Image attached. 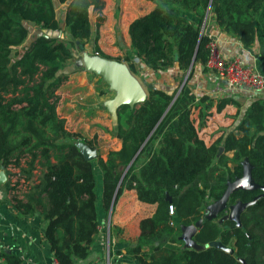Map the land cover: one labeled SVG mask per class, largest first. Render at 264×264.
<instances>
[{"label": "trees", "instance_id": "1", "mask_svg": "<svg viewBox=\"0 0 264 264\" xmlns=\"http://www.w3.org/2000/svg\"><path fill=\"white\" fill-rule=\"evenodd\" d=\"M149 1L155 6L128 25L135 58L154 71L175 67L185 72L192 64L187 80L208 55L209 38L200 34V26L209 5L214 22L237 36L245 47L254 43L260 17L264 28V0ZM66 2L63 23L73 39L69 45L56 36L37 34L28 46L13 52L28 38L30 23L58 32L61 24L55 3ZM90 7L100 13L102 0H0V167L6 174L8 167L19 166L25 154L29 159L21 171L26 179L34 175L36 164L42 167L37 181L16 200L15 207L24 214L38 213L45 221L43 236L57 264L85 259L98 232L93 159L84 158L56 113L54 99L61 79L58 73L72 57V48L81 47L90 38ZM176 9L198 16V23L192 24ZM124 60L136 74L132 59L127 55ZM141 83L146 99L117 110L111 133L120 140V148L109 150L105 159H96L104 210L110 209L119 182L112 210L125 189L134 190L139 201L155 204L152 214L139 221L134 243L124 248L132 260L129 264H242L239 258L247 264H264V197L240 214L239 226L221 220L223 212L216 218L206 216L207 206L221 196L226 183L242 175V162L263 156L256 139L264 134V96H254L242 110L233 97L218 98L216 111L233 104L236 121L207 145L191 118V106L175 107L186 82L175 99L180 83L162 84L145 78ZM148 84L154 87L148 88ZM198 102L204 104L198 114L202 126L213 99L204 95ZM174 112L175 127L164 129L160 142L143 157L148 146L156 143L166 117ZM220 147L223 152L218 155ZM251 173L255 182L264 184L263 164L253 163ZM8 185L6 180L0 189ZM258 193L237 190L229 202L249 201ZM169 204L175 208L174 215L168 212ZM200 218L202 224L194 240L206 247H184L178 238L181 225ZM210 241H220L234 253L207 246ZM0 255L6 264H21V258L13 253L1 251ZM115 264L126 263L116 260Z\"/></svg>", "mask_w": 264, "mask_h": 264}, {"label": "crops", "instance_id": "2", "mask_svg": "<svg viewBox=\"0 0 264 264\" xmlns=\"http://www.w3.org/2000/svg\"><path fill=\"white\" fill-rule=\"evenodd\" d=\"M147 2L148 3H143V5H147L149 7L147 11L139 15H135L134 17L129 19V21L125 22L124 29L126 34L128 35V40H130L128 34L129 23L136 17L146 14L155 6L152 1L147 0ZM141 8L142 7H138V10H140ZM176 12L186 17L194 25L198 23V16L189 12L179 11L178 9H176ZM200 31L201 34L206 35L208 38L212 37L216 40V43L225 58H231L235 56L240 57L245 61L247 65L257 68L264 74V28L262 25L261 17L256 23L255 41L250 47L243 46L237 36L226 32L223 28L218 26L214 22V16L211 12H209V14L207 15L206 20H203L200 26ZM131 59L132 62L136 65L137 71L141 76V82L145 78V80H154L161 82L162 84L165 83L173 85L175 83H180V88L181 83L183 82V79L187 73V70L185 73L175 67L165 68L158 71L151 70L148 66L142 63V61L135 58L133 50H131ZM202 66L203 65L196 66L188 80L186 78L187 81L185 80L186 84L184 83L185 87L183 88L182 93L179 95L183 86L177 94V96L179 95V98L175 107L181 108L187 105L191 106V111L195 110L196 113H199L201 107L200 105L203 104H200L198 102L199 98L204 95L212 98L213 107L208 110V112H210V115L206 116L204 125L199 126L198 115L191 118L194 119L195 126L199 128L198 134L201 139H203L202 134L204 132H215L219 128V131H216L217 138L221 135L223 128L229 129L233 124H235L236 119L234 118V116L237 112V108L233 104H227L221 110V112H217L215 104L218 98L227 95L231 96L241 104L242 110L248 105V103L254 96H264V92L258 95H252L249 91L246 90H238L234 92L226 91L224 89L223 82L219 79L217 74L206 69L205 67L202 68ZM65 84L68 85V88H59L57 90V93L61 95V99L56 106L57 114L61 113V107L67 109L69 108L67 105L72 106L74 104L73 102H75L76 99L90 101V99L87 97V94L91 95L90 98H94V96L92 95V93L94 92V81L86 79L84 75H81V77H79L76 82L73 79L67 81ZM78 93H80L83 98L82 96L78 95ZM64 101L66 102L65 104L63 103ZM195 103L196 106L193 105ZM71 116L72 113L68 114V118H70ZM112 120L113 119L111 118V123H108L107 121L101 119V116L91 118L80 116L79 121L82 123L79 124V122H74L73 128L84 127L88 122H101L103 125L108 126L112 130L114 124ZM166 123L167 122H163L162 126L157 131L155 137L156 143L148 146L143 157H145L149 151H152L156 144L160 142V134L164 129L168 127H175V112L173 113L172 124L167 125ZM91 131L101 134L100 130L97 129H92ZM120 145V140L116 137H112L111 146L109 145L107 147L110 148L109 150H117L120 148ZM101 157L105 159L106 154H102ZM33 174L35 175V177H37L36 173ZM22 197L23 196H21V198ZM100 198L101 194L100 196L97 195L96 216L98 221H100L104 215V209L102 207ZM154 209L155 204H149L139 201L134 190L125 189L117 199L114 209L111 211V222L110 220L107 221L105 226L101 225V223L98 224V226H102V228L101 230H98L93 242L89 246L88 256L82 260H75L74 264H100L105 257L107 240L110 242V239L111 261L114 263L116 260H121L122 262H124L122 259L128 258L130 262H132L131 259L125 254L124 248L128 244L127 241L134 240L138 236L139 221L144 217L150 216ZM105 212L107 211L105 210ZM110 223L111 238L110 235L109 238H107L106 234L110 231ZM44 226L45 221H43L42 217L38 213H22L15 207L12 200H7L0 194V246L2 252L4 251L13 253L19 256L21 258V264H51L54 257L47 241L43 236ZM115 228L122 229V235L125 238V241L115 238L113 234V229ZM0 264H6L5 258L0 262Z\"/></svg>", "mask_w": 264, "mask_h": 264}, {"label": "rangeland", "instance_id": "3", "mask_svg": "<svg viewBox=\"0 0 264 264\" xmlns=\"http://www.w3.org/2000/svg\"><path fill=\"white\" fill-rule=\"evenodd\" d=\"M147 0H102V10L98 13L96 10H93L92 7L89 8V19L91 22V35L81 47L74 46L72 48V57L65 62V65L58 73L61 77L59 79V86L54 92V99L56 100V106L61 99V95L58 94L57 90L59 88H66L68 85L65 84L67 81L78 80L81 75L89 80L94 81V92L92 95L94 98H90V94H87L90 101H84L83 99H76L72 106L67 105L69 108L61 107L60 114H58L63 120L65 128L72 133V139L75 141L87 144L95 152V157L93 158V167L95 171V192L98 196L101 194V179L100 171H98V166L96 159L102 154L110 149L107 146H111V138L114 137L111 133V129L108 126L103 125L101 122H88L84 127L73 128L74 122H80L79 117H98L101 116V119L111 123V113L109 110V101L115 96L116 91L110 88V85L105 81L101 73H97L92 65L100 63L103 60L101 54L107 55L112 60H118L125 64L127 61L124 58L128 55L131 58L130 40H128V35L125 32L124 24L129 21L135 15H139L149 9L147 5L143 3ZM68 2L59 4L55 3L56 17L60 21L61 27L58 32H49L43 30L40 25L30 23L28 24L29 35L25 42L22 45L18 46L13 50L21 51V48L28 46L30 41L34 39L37 34H43L44 36H56L58 40L63 41L67 45L70 44V41H73L69 35L66 27L64 26L63 20L67 12ZM138 7H142L138 10ZM262 27V26H261ZM129 43V45H128ZM98 51H97V49ZM186 73V71H185ZM140 81V74L137 71L136 74H133ZM70 83V82H69ZM143 85V83H141ZM70 85V84H69ZM145 86V85H143ZM68 88V87H67ZM18 93V92H17ZM78 95L82 96L80 93ZM7 96H10L8 94ZM83 98V96H82ZM66 103L65 101L63 102ZM196 106V103L193 104ZM203 105H200V109H203ZM191 117H195L199 113L196 111H191ZM57 113V112H56ZM72 113V116L68 118V114ZM164 122L166 124H172L173 122V113H170ZM211 125V124H210ZM87 127V128H86ZM92 129L100 130V133L92 132ZM226 129V128H224ZM219 131V128L218 130ZM215 132H204L202 138L205 140L206 144L209 145L213 140H215L217 133ZM256 142H258L262 147L260 153L258 154L259 158L252 156L248 159L250 163H261L264 165V134L257 136ZM228 157H231V154L228 153ZM28 155L21 157L20 164L14 169L7 168L6 170V179L8 181V188L1 187L0 194L5 197L7 200H12L14 205L16 200L21 199L23 193L28 188L29 184L25 180V174L21 169L27 167L26 161H28ZM230 165V163H229ZM40 170L42 167L39 164H36L33 173H36L37 178L40 175ZM252 171V170H251ZM234 203V202H233ZM232 204L228 201L227 206L222 212L226 215L229 212V205ZM216 218V217H215ZM99 219V218H98ZM111 222V212L107 210L103 218L98 221V223L103 226L106 225V222ZM113 234L116 239L125 241V238L122 235L121 228L113 229ZM109 235L111 238V223ZM107 236V235H106ZM111 242V239H110ZM127 245H132L133 240L127 241ZM111 248V243H110ZM120 252V251H118ZM130 258V257H129ZM126 264L130 263L128 258L122 259ZM132 261V260H131Z\"/></svg>", "mask_w": 264, "mask_h": 264}, {"label": "water", "instance_id": "4", "mask_svg": "<svg viewBox=\"0 0 264 264\" xmlns=\"http://www.w3.org/2000/svg\"><path fill=\"white\" fill-rule=\"evenodd\" d=\"M210 5L207 7L205 15L203 20L205 21L207 18V15L209 14ZM201 34V31H200ZM78 41H76V44ZM192 65V64H191ZM190 67L187 69L186 76L183 79V82L181 83V86L179 90L176 92L175 97L177 96L178 92L180 91L181 87L184 85L185 80L188 76V73L191 69ZM91 67L94 68V70L97 73H101L105 81L110 85L111 89H114L116 91L115 96L109 101V110L111 113L112 121L115 123L117 119V110L121 105L128 104L130 106H133L135 104L143 102L147 97V92L145 90V87L139 82V80L133 75V73L130 71L127 64L118 61V60H112L109 58H104L100 63H96L92 65ZM204 65L202 66V68ZM148 88H153V84H148ZM173 99V100H174ZM172 100V101H173ZM76 145L80 149L81 153L83 154L84 158L86 160H92L95 157V152L92 148H90L87 144L76 142ZM223 152V147L219 148L218 155H220ZM133 160V159H132ZM132 160L130 161L129 165L131 164ZM128 165V166H129ZM243 171L242 175L240 177H236L232 181H228L226 183V187L221 194V196L210 203L207 206L206 209V216L210 218H215L222 210H224L227 206V203L229 201L230 195L237 191V190H259L260 193L255 195L251 200L249 201H241L236 200L234 203L229 205V212L226 215H223L221 217V220H231L236 223V225H240V214L246 210L249 206L254 204L258 199L264 197V184H259L254 181L252 177L251 170L253 168V164L248 162V159H245L242 162ZM6 179L5 172L3 170V167H0V184L4 183ZM120 185V182L118 183L109 211H112L114 199L116 196L117 189ZM168 201H170V198L167 197ZM202 224V218L198 219L197 221L187 224V225H181V234L179 235V239L183 241L184 247L186 248H193L196 250L204 249L206 245H200L194 240V236L197 233L198 229L200 228ZM207 246H213L218 249H221L229 254L234 253V249L232 247L226 246L220 241H210ZM242 264H247L245 259L239 258L238 259Z\"/></svg>", "mask_w": 264, "mask_h": 264}, {"label": "built area", "instance_id": "5", "mask_svg": "<svg viewBox=\"0 0 264 264\" xmlns=\"http://www.w3.org/2000/svg\"><path fill=\"white\" fill-rule=\"evenodd\" d=\"M206 47L208 49V55L205 60L204 67L217 74L219 79L223 82L224 89L226 91L234 92L238 90H246L252 95H258L264 92V74L261 71H259L257 68L247 65L240 57L235 56L231 58H225L219 49L216 40L212 37L209 38ZM8 168L14 169L15 167L10 166ZM36 178L37 177H35V175H32L30 179L25 178L27 185H31L32 183L36 182ZM168 212L170 215H174L175 208L172 204H169ZM101 228L102 226H98V230H101ZM106 235L107 238H109L108 232ZM1 251L2 249L0 246V254ZM3 259L4 258L0 255V262L3 261ZM51 264H57L55 258ZM100 264H115L111 261V248L110 242L108 240L105 257Z\"/></svg>", "mask_w": 264, "mask_h": 264}]
</instances>
